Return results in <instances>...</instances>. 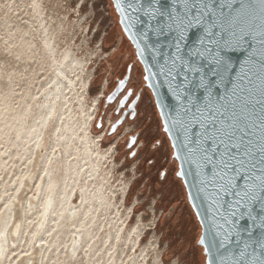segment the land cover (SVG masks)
I'll return each mask as SVG.
<instances>
[{
    "label": "rangeland",
    "instance_id": "1",
    "mask_svg": "<svg viewBox=\"0 0 264 264\" xmlns=\"http://www.w3.org/2000/svg\"><path fill=\"white\" fill-rule=\"evenodd\" d=\"M37 1L39 8L35 6V0H0V218L19 180L27 177L31 146L39 127V115L35 116V110L44 101L45 89L56 76L58 63L54 61V54L44 45L45 34L41 29L44 18L56 46L57 59L64 60L69 51L76 52L75 56L81 59V65L71 74L76 83L66 91L59 116L48 127L50 135L54 140L61 139L63 144L71 145V152L80 171L82 164L77 154L81 151V145L78 139L92 133L96 149L102 155V175L107 195L114 204L112 212L118 214L116 210L119 211L118 225L127 229L125 236L128 237V233L135 227L136 235L133 238L139 237L136 244L132 242L129 247L127 241L117 239L109 225L110 218L104 213L95 212L89 228L93 236H100L99 239L106 244L102 252L84 254L80 259L75 257L70 263V259H67L69 237L63 236L62 240L49 239L38 259L37 252L33 249L35 241L32 242L38 219L36 215L30 214L21 247L18 248L20 243L12 247L14 250L10 259L7 262L4 259L1 264H13L15 258V264H42L46 249L44 264H205L203 249L196 243L201 235V227L188 205L183 213L188 219L187 233L182 228L184 190L182 181L175 176L178 171L177 162L170 161L166 164L170 169V182L162 184L157 177L148 181L150 171L152 173L153 170L143 174L142 166L138 165L142 158L130 160L122 141L116 144L117 135L107 139L105 130L96 131L94 128L99 118L103 121L106 118L100 107L101 100L96 95L102 81L106 78L109 82L116 77L122 78L126 66L134 64L133 86L139 87L145 83L142 81L143 69L137 61L135 50L122 32L112 1L97 0L94 3L93 0H36V3ZM82 1L83 17L77 23V7ZM91 3L94 4L92 10L89 8ZM101 5H104L105 13L98 12ZM92 14H95L93 21ZM103 14L105 18L100 24L99 32L88 47L91 32L87 37V27L91 24L93 29ZM103 30L107 33L103 40V50L105 53H109L112 48L117 51L107 60L101 61L91 88L93 80L89 63L97 60L96 57L92 61L93 52ZM112 71L115 72L114 75H111ZM114 86L116 84L112 87ZM145 97L140 104L144 107L142 114L148 115L149 120L143 128L148 130L149 139L153 140L157 131H161L162 124L159 116L157 117L156 107L149 103L154 100L152 94L148 92ZM110 110L111 108L107 113ZM142 118L139 115L138 121ZM127 128L129 130V126ZM118 137L121 138L122 135ZM162 140L166 156L170 159L173 150L170 143L165 141L164 135ZM78 179L77 175L74 176L70 185L73 186ZM32 187L33 185L25 190L24 198L31 196ZM23 190L21 187L17 196ZM175 206L180 210L168 217V209ZM179 214L180 223L172 226L174 217ZM168 226L172 227L170 232ZM193 254L196 256H192ZM190 257L192 261L189 263Z\"/></svg>",
    "mask_w": 264,
    "mask_h": 264
},
{
    "label": "snow or ice",
    "instance_id": "2",
    "mask_svg": "<svg viewBox=\"0 0 264 264\" xmlns=\"http://www.w3.org/2000/svg\"><path fill=\"white\" fill-rule=\"evenodd\" d=\"M225 7L221 0H168L167 4L161 0H116L115 3L116 11L123 17L120 23H142V38L147 41L151 33L156 39V43L140 49L141 54L150 51L154 60L143 80L163 77L176 101L174 114L161 113L165 116L162 127L166 133L173 129L183 133L180 143L173 145L182 153L176 157L182 161L176 176L186 178L193 174L191 169L195 166L193 186L198 195L206 194L199 196L200 206L192 205L200 226L207 232L196 240L197 245H204L203 252L208 257L205 264H264V0H259V99L254 105L245 104L246 108H252L250 116H256L251 123L253 128H258L259 139L254 141L250 137L247 122L243 128L233 123L230 130L217 127L215 119L207 122L197 104L199 91L211 95L210 78L223 83L225 73L232 71L222 53L245 39L241 21L232 17L231 12L224 16ZM240 8L244 9L243 2ZM217 10L219 17H216ZM193 28H199L203 34L189 45L187 34ZM245 78L246 74L239 75L241 84ZM252 83L248 78V84ZM237 87L240 84L234 85L233 95ZM240 90L252 96L251 88L240 87ZM128 95H134L131 89ZM255 105H259L258 114ZM197 125L201 131L193 132ZM159 146L157 139L152 147ZM147 162L152 163L151 159ZM183 164L188 165V170L183 169ZM159 175L161 179L167 177L163 171ZM201 206L205 208L203 215L199 211ZM233 244L235 249L231 250Z\"/></svg>",
    "mask_w": 264,
    "mask_h": 264
},
{
    "label": "bare ground",
    "instance_id": "3",
    "mask_svg": "<svg viewBox=\"0 0 264 264\" xmlns=\"http://www.w3.org/2000/svg\"><path fill=\"white\" fill-rule=\"evenodd\" d=\"M35 6L39 8V2L36 3V0ZM76 14V21L80 23L83 17L81 10L78 9ZM43 19L41 29L45 34L44 45L54 54V61L58 65L56 76L45 89L44 101L40 102L35 110V116L39 115V127L35 142L31 146L27 177L19 180L0 218V264L4 259L6 262L10 259L14 250L12 247L17 243H20L18 248L21 247L30 214L36 215L38 219L32 240L35 241L33 249L36 250L38 259L49 239L62 240L63 236L69 237L67 259H70V263L75 257L80 259L84 254L102 252L106 244L99 239L100 236H93L89 228L95 212L104 213L110 218L109 225L117 239L127 241L129 247L132 242L136 244L139 237L133 238L134 234L136 235L135 227L128 233V237L125 236L127 229L118 225L119 211L115 208L118 214L112 212L114 204L107 195L102 175V155L96 149L92 133L78 139L81 145V151L77 154L82 164L80 171L71 152V145L63 144L61 139L54 140L50 135L48 127L57 120L66 91L76 83L71 74L81 65V59L75 56L76 52L71 51L67 52L64 60L57 59L56 46ZM76 175L79 179L71 186L70 182ZM32 185L31 196L24 198L25 190ZM21 187L24 190L17 196ZM100 245L102 246L99 247ZM46 253L47 249L42 256V264ZM13 260L15 264L16 258Z\"/></svg>",
    "mask_w": 264,
    "mask_h": 264
},
{
    "label": "water",
    "instance_id": "4",
    "mask_svg": "<svg viewBox=\"0 0 264 264\" xmlns=\"http://www.w3.org/2000/svg\"><path fill=\"white\" fill-rule=\"evenodd\" d=\"M114 10L116 14L119 17V24L121 26L122 32L124 36L127 38V40L131 43L133 49L136 53V58L138 63L141 65L144 76L148 75L149 72L148 69L151 68V65L154 63L152 53L150 51H144L142 54L140 53L141 48H145V45L148 44H154L156 43L155 37L149 33V39L145 41L140 33L143 31L144 25L142 23H138L135 21L128 22L125 21L124 23H120V21L123 19L122 15L116 11L115 9V3L116 0H111ZM162 3L167 4L168 0H161ZM221 2L225 3L226 7L223 10V15L227 16L229 12H231L232 17L238 18L241 21V27L244 28L245 31V39L239 44H234L233 47L230 50H226L222 53L223 58L228 63L229 67L232 69L231 72L225 73V79L223 83H220L218 79L216 78H210L213 81V84L210 88L211 95H206L203 91H199L197 93V96L199 97L197 104L201 108V110L204 113V117L207 118V122H211L212 119H215L217 123V127L223 126L225 130H230V125L233 123H237L240 128L244 127L245 122L248 124V128L246 129L249 131L250 137L255 141L259 139L260 133L258 128H253L251 121L256 120V116H250V113L252 112L251 107H245V104L254 105L255 101L259 99V86H260V79H259V70H260V23H261V14H260V7H259V0H221ZM243 2L244 9L241 10L240 5ZM231 5L228 7L227 5ZM221 14L217 10L216 17H219ZM145 19V18H142ZM207 23V21H206ZM217 23H219V20H217ZM218 31V29H216ZM237 32H239V28L236 29ZM203 33L199 28H193L191 29L188 34V44L192 45L197 40V37L201 36ZM139 41V43H138ZM132 65L128 67L127 74L125 78L123 79L124 84L121 85L120 81H118V85L114 92L107 98L105 102V108L112 104L118 96L124 91V89L127 86V83L130 78V72H131ZM243 68V72L241 69ZM251 69V71L249 70ZM154 71V69H152ZM246 78L243 80V83L241 84L239 80V75H245ZM248 78H251L253 83L251 85L248 84ZM231 81V83L229 82ZM145 87L151 92L156 109L158 111L162 126L164 124L165 116L161 115V113L164 114H174V109L176 108V101L173 98L172 94L170 93L167 83L164 82V78L160 77L159 80L156 78H153L149 81H144ZM219 85L216 87V85ZM240 84V87H247L251 88L253 90L252 96H249L247 92H242L240 90V87H237L235 89V95H233V89L234 85ZM153 85V86H150ZM141 93L138 94L137 97L140 99ZM111 97V99H110ZM137 97L134 99V101L130 104L128 107V110L125 112L124 116L111 128L109 132V136H112L116 133V130L125 120L126 115L129 112H132L130 119H134L135 116V107L139 99ZM237 97H240V99H237ZM131 96L127 95L121 100L119 111L124 108L129 101ZM186 103V101H185ZM205 105H208L207 108H205ZM256 107V113H259V105H255ZM211 110V115L210 111ZM222 113V115H221ZM235 113V120L233 119V114ZM258 123V121H257ZM97 129L102 128V118H99L97 125ZM193 132L201 131L199 125H197L193 130ZM164 132V130H163ZM167 138L170 142V146L173 150L172 160H175L178 165V171L180 170L182 161L180 159H177V155L182 153L180 152L179 147H173V145H178L180 143V140L183 139V133L177 132L176 129H173L172 132L166 133ZM191 135V133L189 134ZM240 133L237 132V136H239ZM177 136H179L180 139H177ZM136 141V137L130 138V143L128 145V149L132 148L134 145V142ZM247 141H245L246 143ZM134 155L131 156L133 158ZM183 169L188 170V165L183 164ZM197 171L195 166L191 169V173L186 178H178L182 181L186 194L188 203L194 212L196 213V208H194L192 205L195 204L197 206L201 205V199L199 196H203L206 194H197L196 188L193 186L196 183V179L194 177V173ZM192 196H196L197 198L195 200L191 199ZM200 213L203 215L205 208L204 206H201L199 208ZM196 216V215H195ZM197 221L199 222V217L196 216ZM201 227V234L207 235L206 230ZM259 234V230H257L256 235ZM203 249L204 245H198ZM231 250L235 249V245L230 246ZM251 251V249H249ZM205 261L208 258L207 254L204 253Z\"/></svg>",
    "mask_w": 264,
    "mask_h": 264
},
{
    "label": "flooded vegetation",
    "instance_id": "5",
    "mask_svg": "<svg viewBox=\"0 0 264 264\" xmlns=\"http://www.w3.org/2000/svg\"><path fill=\"white\" fill-rule=\"evenodd\" d=\"M130 65H132V68H131L130 78H129V81L127 83L126 88L124 89V91L118 96V98L112 104H109L105 108V102H106L107 98L116 89V87L118 85V81L119 80H123L125 78V76L127 74V71H128V67ZM134 68H135L134 64H129L128 66H126L125 73H124V76L122 78L116 77L114 80L111 79V82H110L109 87H108L109 94H108L106 100H104L102 102L101 106H100L104 110L105 116H107L111 111L113 112L112 113L113 114V123H112L111 127L109 128L108 132L107 133L104 132V135H105V138L106 137H112L113 138V137H115L117 135L116 140H115L116 141V144L118 145L119 141L120 140L122 141L121 144L122 145L123 144L125 145L124 147H125V150L128 152V158L130 160H134L137 157L142 158V159H140V161H138V165L139 166H142L141 168L144 171L143 174H146V172H149V170H153L152 173L150 171L151 176H150V178H148V181L152 177L153 178L157 177L158 180H159V182L163 184V183H165L167 181L170 182L171 179H172L170 177L171 176L170 175V169L167 167L166 164L168 162H170V161L172 163H176V161L175 160H172V157L170 159H168V157L166 156V152H165V149H164V146H163V140H162L163 139V135L165 136V141L168 142V144L170 142H169V140L167 138V135L163 132V127H161V131L160 130L157 131V134L155 135V137H154L153 140L152 139H149V136H148V133L149 132H148V130H144V128H143V125L145 124V122L147 120H149V118H148L149 116L148 115L147 116H144L142 114L144 107L140 103H141V100H145V98H146L145 95L148 92H150V91L144 86L145 83L143 84V86L133 87L132 80H133ZM113 71L111 72V75H114L115 72H113ZM135 73L137 74V70H135ZM142 81L144 82L143 77H142ZM113 84H116V86L112 87ZM129 89H131L133 91L134 95L131 96V98L127 102L126 106L124 108H122L119 111V113H117V111L119 110V107H120L121 100L127 95ZM139 93H141V96H140V99L138 100V102L136 104V107H135V116H134V119H132V120L130 119V116H131L132 112H129L126 115L125 120L122 123V125H120L118 127V129L116 130V133L114 135H112V136H109V132H110L111 128L124 116L125 112L128 110V107L134 101V99L138 96ZM150 94H151V92H150ZM149 103L153 107H156L154 100H150ZM109 108H111V110H110L109 113H107V111H108ZM139 115H142V117H143L141 121H138ZM158 116H159V114L157 113V117ZM159 122L161 123L160 117H159ZM154 124H155V122H154ZM128 126H129V130H127V127ZM104 127H105L104 121L102 120V128L100 130L101 131L104 130ZM120 135H122L121 138L118 137ZM134 137H136V141L134 142V145L132 146V148L128 149V145L130 143V138H134ZM157 139L160 141V146L158 148H155L154 149L152 147V144ZM133 153H135V155H134L133 158H131V156L133 155ZM149 159H151L152 163H148L147 162ZM162 171L167 173L166 179H161L159 173L162 172ZM175 176H176V173H175ZM146 183H147V181H146ZM182 185H183V183H182ZM183 190L184 191L182 192V207H181L182 208L181 209V211H182V224H183L182 225V228L187 233V230L189 229L188 228V219L186 218V216L185 217L183 216V213H184V210H185L186 205H188L189 207H190V205L188 203L187 194H186V190H185L184 185H183ZM184 194H186V197L185 198L183 197ZM178 204H179V207H180L181 200H180V202ZM177 207L178 206H175V207H172L171 209L170 208L168 209L170 211L169 214L167 213L168 214V217H172V215L176 211H179L180 210V208L177 210ZM179 216L181 217L180 214L177 215L176 217H174V221L171 223L172 226H173V224L180 223L179 222V220H180V217ZM168 228H169V232H170V229H172V227L171 226H168ZM192 256H194V254ZM195 256H196V254H195ZM191 261H192V258L191 257L188 258V262L190 263Z\"/></svg>",
    "mask_w": 264,
    "mask_h": 264
},
{
    "label": "built area",
    "instance_id": "6",
    "mask_svg": "<svg viewBox=\"0 0 264 264\" xmlns=\"http://www.w3.org/2000/svg\"><path fill=\"white\" fill-rule=\"evenodd\" d=\"M93 2L97 3V0H93ZM83 3L84 1L81 2L80 5H78V9L81 10V7L83 6ZM93 3H91L89 5V8L92 10L93 8ZM77 9V11H78ZM105 7L104 5H101L98 9V12H103L105 13ZM92 21L94 20V15L95 14H92ZM104 14L103 16H101V18L99 19L98 23L93 27V29H91V24L88 25L87 27V32H86V36L88 37L89 36V31L91 32L90 34V39L88 40V43H87V46L90 47L91 45V42L93 40V38L95 37V35L99 32V28H100V24L102 23V21L104 20ZM107 33L105 32V30H103L102 34H101V38H100V41L96 44L95 46V51L93 52L94 56L92 58V61H94L93 59H95L97 57V60H95V62H92V64L89 63V67L91 68V74H92V85H91V88L93 86V83H94V80L97 78V69L100 67L99 64L101 63V61H104V60H107L110 56H112V54H114L116 52L117 49L115 48H112L111 51L109 53H105V51L103 50V40L105 39ZM90 41V42H89ZM109 77V76H108ZM109 79L106 78L104 81H102V84L100 85L99 89H98V92L96 95L99 96L100 100H101V104L104 100H106L109 92H108V87H109ZM100 112V111H99ZM98 112V113H99ZM113 112L111 111L105 118V121H104V130H106L105 132L107 133L109 128L111 127L112 123H113ZM99 115V114H98ZM98 117V116H97ZM97 119V118H96ZM95 119V120H96ZM128 129V128H127Z\"/></svg>",
    "mask_w": 264,
    "mask_h": 264
},
{
    "label": "trees",
    "instance_id": "7",
    "mask_svg": "<svg viewBox=\"0 0 264 264\" xmlns=\"http://www.w3.org/2000/svg\"><path fill=\"white\" fill-rule=\"evenodd\" d=\"M94 128H95V130L97 131V127H96V125H95V127H94ZM106 138L108 139V137H106Z\"/></svg>",
    "mask_w": 264,
    "mask_h": 264
}]
</instances>
